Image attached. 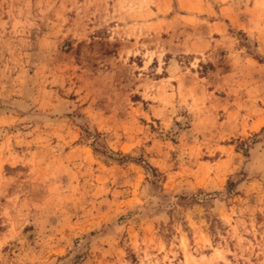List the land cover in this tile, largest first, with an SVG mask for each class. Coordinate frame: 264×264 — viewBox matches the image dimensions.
I'll return each instance as SVG.
<instances>
[{
	"label": "rangeland",
	"instance_id": "1",
	"mask_svg": "<svg viewBox=\"0 0 264 264\" xmlns=\"http://www.w3.org/2000/svg\"><path fill=\"white\" fill-rule=\"evenodd\" d=\"M0 264H264V0H0Z\"/></svg>",
	"mask_w": 264,
	"mask_h": 264
}]
</instances>
